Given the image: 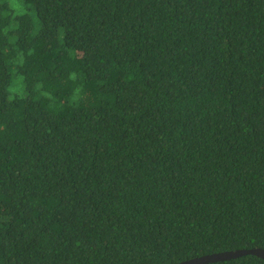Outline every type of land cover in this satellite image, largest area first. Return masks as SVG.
<instances>
[{
	"label": "trees",
	"instance_id": "trees-1",
	"mask_svg": "<svg viewBox=\"0 0 264 264\" xmlns=\"http://www.w3.org/2000/svg\"><path fill=\"white\" fill-rule=\"evenodd\" d=\"M254 247L264 0H0V264Z\"/></svg>",
	"mask_w": 264,
	"mask_h": 264
},
{
	"label": "water",
	"instance_id": "water-1",
	"mask_svg": "<svg viewBox=\"0 0 264 264\" xmlns=\"http://www.w3.org/2000/svg\"><path fill=\"white\" fill-rule=\"evenodd\" d=\"M246 254H256L264 258V248L254 247V248H241L235 250L218 251V252H213V253L193 257L187 260H183L175 264H207L211 262L236 258Z\"/></svg>",
	"mask_w": 264,
	"mask_h": 264
},
{
	"label": "rangeland",
	"instance_id": "rangeland-1",
	"mask_svg": "<svg viewBox=\"0 0 264 264\" xmlns=\"http://www.w3.org/2000/svg\"><path fill=\"white\" fill-rule=\"evenodd\" d=\"M31 12H32L33 17H34V14H35L34 10L31 9ZM36 24H37L36 28H38V23L36 22ZM18 81H19V79L17 80V78L15 77L14 82L10 88L12 94H23L24 93V88H22V86H19Z\"/></svg>",
	"mask_w": 264,
	"mask_h": 264
}]
</instances>
